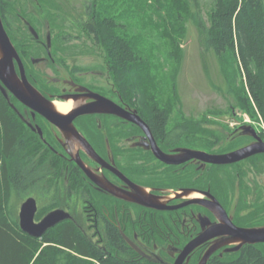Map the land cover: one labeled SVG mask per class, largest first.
<instances>
[{"label":"flooded vegetation","instance_id":"af4514ba","mask_svg":"<svg viewBox=\"0 0 264 264\" xmlns=\"http://www.w3.org/2000/svg\"><path fill=\"white\" fill-rule=\"evenodd\" d=\"M23 22L28 29V21L23 18ZM47 35L45 41L40 36L38 38L20 36L19 39L36 41L35 45L39 52L45 54L37 57L31 55V64L50 62L49 67L53 69L54 66L56 69L51 53L53 42L51 36ZM48 37L51 42L49 48ZM36 58L42 60L33 62ZM73 70L67 72L66 77L62 79L60 77L46 78L44 81L46 87L43 88H39L41 84L35 77L32 76V79L36 81V84L28 80L47 99L54 101L56 108L62 113L98 103L101 100L100 97L115 103L124 113L131 114V111L136 110L144 121L145 128L114 113L95 111L78 115L74 118L73 124L77 132L92 146L100 161L90 157L80 146L75 145V148H78L83 164L95 176L105 178L112 185L127 192H133L132 186L141 187L156 198L158 205L165 208L148 207L126 200L99 186L71 159L64 132L39 113L33 116L32 110L21 103L24 118L30 120L33 126H39L41 130L43 127L47 134L44 136L42 130L41 137L37 130H31L38 134L50 151L72 161L77 166L79 174L75 184H69L70 179L64 177L62 183L64 190L70 186L71 193H65V191L61 193V185L59 186L58 196L68 201L74 199V204L64 203V207H55L37 218L42 208V205L38 203L42 201L34 196H28L36 201L35 222L40 221L54 209H63L70 214L68 220H74L81 233L105 254H112L111 249L115 248L110 245L108 238V229L111 226L116 229L125 246L137 252L149 264H173L179 251L190 241L199 238L213 225L221 223L208 207L209 202L212 201L210 195L218 200L236 226L248 228L264 225V222L260 224L259 221V216L264 217V185L262 178H259V175L264 177V152L230 164H212L196 157L193 152L221 154L251 144H262L264 143L263 134L254 127L252 131L241 125L239 128L219 134L223 138H217L211 130L199 129L190 130L181 137L166 139L153 132L148 123V114L138 112L128 98L121 97L116 92L112 81L103 84L87 81L82 71L72 72ZM59 82L62 84L61 87L57 86ZM92 106L94 109L102 108L99 104ZM171 129H166V133L172 132ZM205 134L209 135V138H206V142L202 145L180 144L181 138L186 135L200 140ZM223 142L224 145H221ZM158 149L173 156L176 162L163 161L156 154ZM190 155L191 157H188ZM185 157L187 159L177 162ZM243 164L248 167H244ZM113 169L118 170L122 177ZM213 174L214 179H212ZM248 174H253V177ZM227 178L231 179L232 183L226 181ZM216 179L219 180V188L215 186ZM226 236L221 234L206 239L194 248L189 260L183 264H197L210 247ZM133 244L141 249L143 254H140ZM238 244L234 242L221 246L211 256L213 254L223 256L227 252L226 249L236 247Z\"/></svg>","mask_w":264,"mask_h":264},{"label":"trees","instance_id":"16d2710c","mask_svg":"<svg viewBox=\"0 0 264 264\" xmlns=\"http://www.w3.org/2000/svg\"><path fill=\"white\" fill-rule=\"evenodd\" d=\"M12 1L0 0L4 27L23 62L27 78L35 83L33 76L41 84L39 88L46 87V83L30 70L33 65L30 56L39 55L37 48L31 47L36 41L16 39L6 20ZM59 1L47 0L62 11ZM90 1L87 9L90 20L83 23L82 28L103 48L116 92L128 98L138 112L148 114V123L158 136L172 139L190 130L204 128L201 120L186 118L170 127L172 132L166 133L170 105H157L155 73L137 36L128 33V26L118 19L119 15L110 14L111 4H106V0ZM151 1L155 4L153 11L156 10L157 20H152V16L148 19L168 40L183 36L189 21L195 26L204 50L214 54L220 65L227 68L235 61L236 71L243 75L246 86L235 87L223 70V92L231 98L234 107L252 116L255 106L264 122V0H213L207 20L200 0ZM28 36L32 35L29 33ZM9 96L10 102L23 115L22 104ZM42 130L46 136V130L43 127ZM60 171L67 173L69 184H75L79 179L77 166L68 158L50 151L0 91V264H149L125 246L111 226L108 238L110 245L115 247L111 249L112 254H105L94 246L74 220L67 219L55 225L39 238L21 230L18 208L26 197L39 198L40 194L43 205L37 218L69 202L58 196ZM214 177L213 174L212 179ZM226 181L232 183L231 179ZM215 186L220 187L218 179ZM66 192L71 193L70 186ZM259 221L262 224L264 217L259 216ZM41 243L45 246L42 247ZM206 264H264V243L245 244L239 251L226 252L223 256L213 254Z\"/></svg>","mask_w":264,"mask_h":264},{"label":"rangeland","instance_id":"374dc122","mask_svg":"<svg viewBox=\"0 0 264 264\" xmlns=\"http://www.w3.org/2000/svg\"><path fill=\"white\" fill-rule=\"evenodd\" d=\"M41 1L42 3L40 0H13L6 15L16 39L30 33L23 18L34 27L43 41L48 32L51 36V53L56 69L54 66L53 69L49 67L50 62L31 65L30 70L35 76L43 81L52 77L62 79L66 77L67 72L74 69L72 72L82 71L87 81L102 84L112 81L103 48L82 28V24L90 20L87 9L91 1L58 0L62 11L54 8L47 0ZM106 4H111L110 14L119 15L118 19L127 24L128 33L137 36L143 54L148 56L156 78L157 105H170L168 128L191 118L201 120V126L204 127L202 129L209 128L217 138H223L219 134L241 125H251L264 136V122L257 108L254 106L252 116L234 107L231 98L223 92L224 72H227L235 87L246 86L243 75L236 71L237 64L232 61L227 68L220 65L214 54L204 50L199 34L191 22L186 23L183 36H176L170 41L148 19L152 16V20H157L156 10L153 11L155 4L151 0H106ZM212 4L213 0H200L205 20ZM164 13L162 10L161 14ZM34 47L38 48L35 44ZM37 52L39 55H33L34 57L45 55L39 52V49ZM57 86L61 87L62 84L59 82ZM203 138L199 140L186 135L181 138L180 144L202 145L209 135L205 134ZM221 145H224V142ZM66 174L65 171H60L58 178L61 193L65 191L62 179ZM249 176L253 177V174ZM259 178H262L264 185V177L259 175ZM38 195L40 199V194ZM69 202L74 204L75 200ZM38 204L43 205L40 201Z\"/></svg>","mask_w":264,"mask_h":264},{"label":"water","instance_id":"95a60500","mask_svg":"<svg viewBox=\"0 0 264 264\" xmlns=\"http://www.w3.org/2000/svg\"><path fill=\"white\" fill-rule=\"evenodd\" d=\"M28 30L34 38H38V32L34 27L28 24ZM47 36H50L48 34ZM51 46L50 38L48 37V48ZM41 58L33 59V62H39ZM0 91L3 96L7 99L10 106L17 112L19 117L30 127L32 130H37L38 134L42 137V130L39 126H33L30 120L24 118V116L19 112L15 105L10 102V96L12 95L16 100L32 110V115L39 113L50 122L57 125L65 134L67 142L69 145L68 154L71 159L74 160L99 186L103 187L105 190L113 193L116 196L122 197L126 200L135 201L146 205L148 207L165 208L164 206L158 205L156 198L149 195L147 190L142 189L138 186H132L133 192H127L119 189L118 187L112 185L105 178L95 176L92 171H90L81 161L78 148L75 145L83 148L86 153L100 161L98 156L89 142L84 139L80 133L77 132L76 127L73 124V120L80 114L92 113L95 111L114 113L116 115L125 117L130 121L139 124L145 128V123L138 115L137 111H131L130 113L122 112L118 106L109 101L106 98L100 97V102L94 103L102 106L100 109H94L92 105H86L82 108L71 109L66 113L60 112L54 101L47 99L27 78L25 73V68L23 62L14 46L10 36L8 35L0 14ZM110 102V103H107ZM244 128H250L253 131V127L250 125L242 126ZM187 150V149H186ZM188 152V150L186 151ZM194 155L206 162L212 164H230L240 161L246 157L253 154L264 152V143L251 144L230 152L215 154L207 153L204 151H193ZM158 157H160L166 163L176 162L174 157L166 154L158 149ZM188 157H191L188 156ZM187 159H179L177 162H181ZM115 173L120 175L118 170L113 169ZM212 201L209 202L208 207L210 210L219 218L221 221L218 225H213L207 231L205 230L201 236L193 241H190L183 249L179 251L173 264H183L189 260L191 252L194 248L211 237L216 235H227L223 239L219 240L215 245L210 247L200 258L197 264H206L211 254L216 251L219 247L237 242L239 243L236 247L226 249L225 251H237L243 244H255L264 243V225L256 227H238L231 219L227 216L225 209L221 206L217 199L210 195ZM157 203V204H156ZM173 208V207H170ZM37 210L36 201L33 197H28L25 199L19 208V225L23 232L26 234L39 238L41 237L49 228L58 224L59 222L70 218L69 212L63 209H54L48 212L40 221H34V215ZM135 249L143 254L142 250L137 248L133 244ZM159 260V259H158Z\"/></svg>","mask_w":264,"mask_h":264}]
</instances>
